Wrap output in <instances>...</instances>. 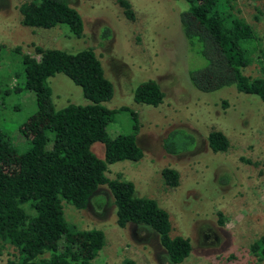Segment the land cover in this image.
<instances>
[{"label":"rangeland","instance_id":"1","mask_svg":"<svg viewBox=\"0 0 264 264\" xmlns=\"http://www.w3.org/2000/svg\"><path fill=\"white\" fill-rule=\"evenodd\" d=\"M22 1L0 0V131L10 144L21 148L39 124L37 117L31 118L34 95L24 88L20 57L13 48L33 54L34 45L68 52L90 47L112 85L110 98L101 105L108 109L124 106L136 114V143L142 150L138 160L105 163L104 175L131 182L134 195L153 199L167 212L169 235L186 237L190 243L188 255L178 264H264V258L258 259L249 249L264 236V102L233 85L202 92L191 84L188 72L202 67L205 60L189 50L183 35L178 15L185 2L127 0L134 15L129 21L116 0H68L82 21V34L76 37L62 24L50 28L22 25L17 9ZM230 1L232 11L255 32L264 53V0ZM103 27L109 36L101 39ZM256 57L252 54L245 74H261ZM262 69L264 73V65ZM147 79L156 81L164 93L154 107L132 97L135 86ZM47 83L56 109L67 103H88L80 87L62 73L48 77ZM130 125L129 113L118 111L105 131L111 138L126 133ZM172 129L194 137L190 150L177 154L163 150L162 141ZM209 130L225 135V151L213 152L207 146ZM90 150L103 159L102 143H92ZM163 167L177 171L175 186L164 183ZM62 212L76 229L103 232L104 243L94 264H122L124 258L136 264H170L153 230L115 224L105 185L98 186L83 209L62 201ZM60 241L47 240L58 245ZM15 262L13 248L4 244L0 264Z\"/></svg>","mask_w":264,"mask_h":264},{"label":"trees","instance_id":"2","mask_svg":"<svg viewBox=\"0 0 264 264\" xmlns=\"http://www.w3.org/2000/svg\"><path fill=\"white\" fill-rule=\"evenodd\" d=\"M182 1L186 7L178 16L188 48L205 60L202 67L188 72L191 84L202 92L233 85L237 91L264 102V53L251 26L232 11L231 1ZM116 2L131 21L134 15L130 3ZM17 9L24 26L50 28L62 24L74 36L82 34L80 15L68 0H23ZM108 32L103 27L100 38H108ZM13 51L20 57L24 88L34 95L31 118L37 117L39 124L17 150L0 131V249L4 244L11 245L15 264H94L104 243L103 232L68 224L62 201L83 209L98 186L105 185L111 194L115 224L150 228L168 263L182 262L190 251V243L186 237L169 235L167 212L153 199L134 195L131 182L104 175L105 163L138 160L142 150L136 143V114L124 106L108 109L101 105L110 98L112 85L104 77L94 51L87 47L68 52L38 45L33 46V54L22 53L18 46ZM254 53L261 74L249 76L244 70ZM55 73H62L78 85L88 103L54 108L47 78ZM163 96L152 79L139 82L132 91L135 102L153 107L162 102ZM118 111L129 113L131 125L126 133L110 138L105 127ZM94 142L102 143L103 159L90 150ZM206 142L213 152L225 151L228 146L227 138L218 130H209ZM193 143L190 133L172 129L164 137L162 148L177 154L190 150ZM160 175L168 186L178 182L177 171L171 167H163ZM48 237L61 239L60 245L48 243ZM249 249L258 259L264 258V236L255 239ZM122 264L136 263L124 258Z\"/></svg>","mask_w":264,"mask_h":264}]
</instances>
